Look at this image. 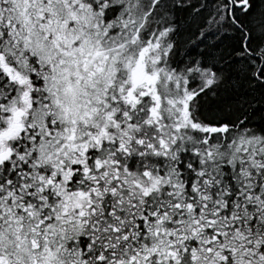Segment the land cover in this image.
Here are the masks:
<instances>
[{"label": "snow or ice", "instance_id": "1", "mask_svg": "<svg viewBox=\"0 0 264 264\" xmlns=\"http://www.w3.org/2000/svg\"><path fill=\"white\" fill-rule=\"evenodd\" d=\"M0 264H264V0H0Z\"/></svg>", "mask_w": 264, "mask_h": 264}]
</instances>
